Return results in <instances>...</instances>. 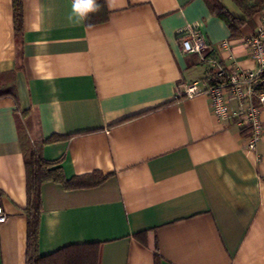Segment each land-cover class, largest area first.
Returning <instances> with one entry per match:
<instances>
[{"label":"crops","instance_id":"obj_1","mask_svg":"<svg viewBox=\"0 0 264 264\" xmlns=\"http://www.w3.org/2000/svg\"><path fill=\"white\" fill-rule=\"evenodd\" d=\"M73 3L21 0L16 34L13 0H0V264L26 263L19 122L65 181L102 179L41 186L39 256L99 244V264H264V139L248 152L249 132L180 93L207 75L182 36L201 34L224 66L249 70L261 15L221 0L246 21L232 38L204 0H103L96 25Z\"/></svg>","mask_w":264,"mask_h":264},{"label":"built area","instance_id":"obj_2","mask_svg":"<svg viewBox=\"0 0 264 264\" xmlns=\"http://www.w3.org/2000/svg\"><path fill=\"white\" fill-rule=\"evenodd\" d=\"M256 32L245 42L248 56L253 64L249 70L226 67L212 53V47L202 35L191 31L182 36L180 46L184 54L199 56L206 68V77L198 82L181 86L180 93L186 98L206 96L210 113L219 121L234 124L240 131L249 132L246 150L253 153L264 139V10ZM230 53L229 42L217 45ZM7 217L0 207V225Z\"/></svg>","mask_w":264,"mask_h":264},{"label":"trees","instance_id":"obj_3","mask_svg":"<svg viewBox=\"0 0 264 264\" xmlns=\"http://www.w3.org/2000/svg\"><path fill=\"white\" fill-rule=\"evenodd\" d=\"M239 8L244 11L246 16L251 17L253 14H261L264 10V1L251 0L252 9L247 11L243 7L246 0H234ZM210 14L223 21L231 32V37L238 36L239 27L246 21L237 19L230 15L226 8L222 5L221 0H204ZM100 7L103 8V0H97ZM14 9V28L16 34L21 31L22 14L21 0H13ZM107 14L98 17L96 13H89L85 18L87 25H96L105 22ZM19 138L22 143L24 167L26 174V208L24 210L27 220V249L25 264H99L100 245L99 244H83L70 245L64 247L53 254L47 256H39L37 250L38 243V226L39 215L41 211L40 189L46 182H57L64 185L66 189H84L98 185L101 178L97 174L65 181L59 168H55L56 163L46 162L39 154L19 122ZM51 138L45 143H51Z\"/></svg>","mask_w":264,"mask_h":264},{"label":"clouds","instance_id":"obj_4","mask_svg":"<svg viewBox=\"0 0 264 264\" xmlns=\"http://www.w3.org/2000/svg\"><path fill=\"white\" fill-rule=\"evenodd\" d=\"M100 10V5L97 3V0H74L73 3V12L77 14L81 19L86 18L89 13L98 12ZM71 21L72 17H68ZM50 215L58 216L57 211H53ZM49 224L52 225V221H49Z\"/></svg>","mask_w":264,"mask_h":264}]
</instances>
